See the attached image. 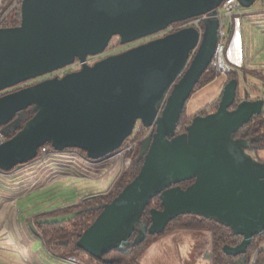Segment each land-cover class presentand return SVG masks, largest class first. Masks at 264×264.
Here are the masks:
<instances>
[{
    "label": "water",
    "instance_id": "obj_1",
    "mask_svg": "<svg viewBox=\"0 0 264 264\" xmlns=\"http://www.w3.org/2000/svg\"><path fill=\"white\" fill-rule=\"evenodd\" d=\"M226 0H24L19 26L0 30V92L45 78L81 62L61 78L44 79L0 97V127L27 110L34 114L0 145V170L20 169L49 144L56 153L81 150L98 163L110 159L136 125L156 129L142 142L137 177L80 236L78 248L96 259L161 235L180 216L229 228L242 241L226 255L247 264V251L264 234V163L250 141L235 134L264 111V99L237 103L240 81H229L215 112L196 116L177 134L184 109L215 56L220 8ZM243 9L259 0H237ZM208 16L202 35L187 27L90 65L114 37L121 46ZM193 54H195L193 56ZM20 121L18 124H20ZM17 125V124H16ZM192 182L185 189L181 184ZM162 210L141 217L155 198ZM96 198V197H92ZM88 201L90 199H87ZM79 213L31 225L61 224ZM209 257V256H208ZM210 259V257H209Z\"/></svg>",
    "mask_w": 264,
    "mask_h": 264
},
{
    "label": "rangeland",
    "instance_id": "obj_2",
    "mask_svg": "<svg viewBox=\"0 0 264 264\" xmlns=\"http://www.w3.org/2000/svg\"><path fill=\"white\" fill-rule=\"evenodd\" d=\"M253 9H258L262 12L252 14ZM245 11L249 12L244 16L246 35L243 36L241 34L239 39L238 28L235 25V31L225 57L221 56V68L224 67V60L226 59L234 62L241 68H264V2L259 0L252 8L245 9ZM179 26H181V23H176L171 28L176 29ZM239 28L242 30V25ZM225 29L229 35L230 19L225 20ZM244 37L247 39L246 44ZM111 45L112 47H116V51L113 49L107 50L110 55L116 52H125L133 48V46L141 44L121 46L120 38L114 37ZM89 58L92 59L91 57ZM101 58L103 57L92 59L91 64L100 61ZM75 65L64 69L58 74L63 75L77 70L74 68ZM209 73L213 74V71L210 70ZM259 73H262L261 75L264 77V72ZM224 78V74H221L217 76L214 83L206 85V82L203 81L195 89L184 109L182 116L183 125L191 124L196 116H205L217 110L222 94L217 101H215V97L222 86ZM247 78H249L248 75ZM257 83L262 84L260 81ZM32 84H35V81L22 84L16 88ZM258 86L252 84L251 81H249L248 85H244V82L240 79L237 103L244 100L254 101L257 98L259 99L260 92L264 93V87ZM20 121H23V119L18 116L11 125H16ZM138 125H140V131L136 140L139 144L127 157V159L131 160V164L128 168H123V170H121L120 162H115L114 159H106L98 162V164H93L94 162L92 163L86 159L87 163H83L81 156L86 158V153L75 149L66 150L63 153H56L54 151L44 158L38 156L36 160L24 165L20 169L16 168L9 172L0 170V205L5 201L15 200L17 224L21 227L23 244L28 249L33 259V264H54L55 262L51 261L52 256L47 254V251L43 247L42 241L39 238V236L42 238L39 230L37 231L38 236L28 225L27 219L42 210L55 211L62 205L63 201L68 203L72 201L76 202L86 199L90 194H95L99 197L103 196L101 194L107 195L106 193H108L109 189H111L110 192L116 190L132 171L135 162L138 160L137 157L140 155L141 142L148 136L149 129H145L140 123ZM180 131L178 127V132ZM257 155L264 161V151H260ZM69 175L71 178H64V176ZM73 175L81 176L85 180L74 179ZM16 209L14 210L15 212ZM31 223H35V218L34 221L31 220ZM212 243L213 240L208 230H204V232H166L150 245L140 259V264H211ZM262 244H264V241ZM0 259L5 260L7 263V258L2 257L1 254ZM56 263L58 264V262ZM0 264L4 263L0 260ZM13 264H29V261L25 256L20 255L18 262H14ZM91 264L95 263L92 262Z\"/></svg>",
    "mask_w": 264,
    "mask_h": 264
},
{
    "label": "trees",
    "instance_id": "obj_3",
    "mask_svg": "<svg viewBox=\"0 0 264 264\" xmlns=\"http://www.w3.org/2000/svg\"><path fill=\"white\" fill-rule=\"evenodd\" d=\"M19 25L20 20L17 22V26ZM210 70L213 71V74L209 73ZM237 70L225 71V74L228 76L227 82L233 79H237L240 81L239 74H241L240 71H242V69L238 68ZM221 74L222 71L212 64L209 67L208 71L202 76L196 88L201 85L203 81L206 82V85L212 83L217 78V76ZM49 77L59 78V75H57V73H54L49 75ZM40 81L41 79H38L35 81V83H38ZM33 115L34 114L31 112L30 109L27 110L23 114V121L20 124L15 125V129L6 130L5 134L7 138L10 139L14 135H16L23 128L26 121L31 119ZM189 125H183L181 117L178 125L181 130V133L186 132V129ZM3 129L4 127H0V130L3 131ZM235 139L250 141V151L254 154L255 158L264 163V161H262L257 155V153L264 150V111L260 116L253 118L249 124L245 125L242 129H240L235 134ZM139 156L137 157L138 160L135 162L132 171L126 176L125 181H123L122 184L118 186L116 190H112L109 194L105 196H99L95 199H92L91 201L82 202L72 207H67L52 212H46L35 217V222H39L47 219L79 213L76 218L69 222L61 224L41 223L37 225V229L42 235V240L48 253L56 258L67 260L77 264H91L92 262L95 264H140V259L143 257L147 249L158 237L163 235V233L182 231L204 232V230H208L213 240L211 249V264H235L236 260L240 257L226 255L224 252V247L236 246L242 241V238L234 236L233 232L227 227H224L212 220L204 219L193 215L178 217L167 226L166 230L161 235L151 236L147 234L146 238L139 244L135 243L139 235V233L136 232L130 238L131 245L129 247H126L124 250L113 249L110 253L106 254L103 259H96L91 255L87 254L82 249L78 248L77 243L79 241L80 236L94 223V221L100 215L102 211L101 207L111 203L113 199H115L119 195V193L128 184H130L139 174L141 166L143 164V160H140ZM190 184H192V182L183 183L181 184V187L185 189ZM152 209L162 210L161 201L158 197L150 202V204L142 214L140 220L142 224L146 226L150 225V211ZM263 241L264 234L262 236H257L254 238L253 243L248 248L246 254L247 264H251L252 257L257 252ZM255 264H264V250L257 253V260Z\"/></svg>",
    "mask_w": 264,
    "mask_h": 264
},
{
    "label": "built area",
    "instance_id": "obj_4",
    "mask_svg": "<svg viewBox=\"0 0 264 264\" xmlns=\"http://www.w3.org/2000/svg\"><path fill=\"white\" fill-rule=\"evenodd\" d=\"M23 2H24V0H0V30L4 29V28L16 27L17 22L19 20L21 22V12H22ZM242 9L243 8L240 6V4L238 3L237 0H226L222 4L220 11H219L218 18L220 19V27H219V31H218V43H217V48H216V52H215V56L213 58L212 64L215 65L218 69H220L223 74H225L226 70H231V67L227 66L228 64H227L226 60H224L225 64H224L223 68H221L222 66L220 65L221 64V56L225 57V53L227 51V48L229 46V41H230V36L227 34L226 29H225V20H227V19L232 20L235 16L242 15ZM206 18H208V16H203V17L188 20L186 22H182L181 26H179L176 29L173 27L171 28V26H170L166 31H163V32L159 33L158 35L150 37V39H148V41L163 37L167 34H170L172 32H175V31L181 30L183 28H187V27H195L197 30H199L200 34L202 35V33L204 31V21ZM110 44H111V42H110ZM110 44H109V47L107 48V50L110 51L111 49H113L114 51H116V49H115L116 47H112V45L110 46ZM115 54H118V53L116 52V53H113L111 55H115ZM111 55L107 51L99 57L106 58V57L111 56ZM194 55L195 54H193V56ZM103 58H101V59H103ZM91 61H92V59H90V58L87 59V63L90 65H92ZM76 62L77 63H75L76 65L74 66V68L77 69L75 71H78L82 68L83 64L79 61H76ZM70 67H72V66H70ZM48 78H51V77L47 76L45 78H41V81L44 79H48ZM26 86H30V85H26ZM26 86H24V87H26ZM24 87H22V88H24ZM18 89H21V88H14V89L2 91V92H0V97L6 95L8 93H11L15 90H18ZM138 124L136 125V128H135L132 136L129 137L124 142L122 147L118 151H116L112 155V157L110 158V159H114L115 162H120L121 170H123V168L129 167V165L131 164V160L127 159V157L139 144L138 141L136 140L138 133L140 131V129H139L140 125H138ZM7 140H8V138H7L6 134L2 130H0V145L5 143ZM51 152H54L53 148L50 145H46L39 150L38 156H42L44 158L45 156H47ZM250 153L254 156V154L252 152H250ZM110 190L106 194H109ZM32 220L34 221V219H32ZM29 223L32 224L31 221H29ZM262 250H264V244H262L259 247V249L257 250V252L255 253L251 264H255L257 253L262 251Z\"/></svg>",
    "mask_w": 264,
    "mask_h": 264
},
{
    "label": "crops",
    "instance_id": "obj_5",
    "mask_svg": "<svg viewBox=\"0 0 264 264\" xmlns=\"http://www.w3.org/2000/svg\"><path fill=\"white\" fill-rule=\"evenodd\" d=\"M262 2H264V0H262ZM258 12H262V11H259L258 9H255V10L253 9L252 14L253 13L254 14H258ZM247 13H249V12H246L245 9H242V15L237 16L236 18L234 17L232 20H230V31H229L230 41H229V44L231 43V39H232V36L234 34V31H235V25H237L236 27L238 28V37H239V39H240L241 34H243V36L246 35V23H245L244 16ZM238 17L242 18V19H239ZM240 25H242V30H240V28H239ZM246 41H247V39L244 37L245 44H246ZM245 49H246V47H245ZM227 64H228L227 65L228 67H231L232 71L237 70L238 68L242 69V71H240L241 74H239V75H240V79H242V81L244 82V85H248L249 81H251V83L256 85V86L260 85L261 87H264V77L261 75L262 73H259V72H264V68H261V69H260V67H258L259 69L258 68H253V67L247 68V69L246 68H241L240 66H238L237 64H235L234 62L229 61V60H227ZM247 75L249 76L250 80H249V78H247ZM224 76H225V78H224V80L222 82V86L220 87V89L218 90V93L216 94L215 101H217L219 99V97L221 96V94H222V92L224 90V87H225V85H226V83L228 81V79H227L228 76L226 74H224ZM258 80L260 82H262V84H258L257 83V82H259ZM214 82H215V80L212 83H214ZM261 98L264 99V93H262V92H260V94H259V99H261ZM256 100H258V98ZM262 151H264V150H262ZM81 160H82L83 163H87L86 158H84L83 156H81ZM93 164H95V163H93ZM64 178H68L69 179V178H71V176L70 175L69 176H64ZM73 178L74 179L85 180V179H83V177L78 176V175H73ZM101 195H105V194H101ZM92 197H96L97 198L98 195H95V194L91 195L90 194V195L87 196L86 199L78 200L76 202L72 201V202L68 203V202L63 201L62 205L60 207H58L57 210L64 209V208H67V207H72V206L80 204L82 202H87L88 201L87 199H90L89 201H91L92 199H95V198H92ZM57 203H60V202H57ZM15 209H16L15 200H8V201H5L4 203H2L0 205V249H1L0 250L1 251L0 254H1L2 257L7 258L6 259L7 263L3 259H0V260L4 264H8V262H9V264H13L14 262H18V259H20V255H22V256H25L28 259L29 264H33V259L31 258L28 249L23 244V234H22L21 227H19V225L17 224V209H16V212L14 211ZM46 212H52V211L42 210L40 212H37V213L33 214L30 218L27 219L28 225L31 227L32 224H30L29 221L34 219L37 215H40V214H43V213H46ZM34 232L39 236V234L36 231H34ZM39 238L42 241L43 247L46 250V247L44 245V242H43L42 238L40 236H39ZM20 248H21V250H20ZM47 254H49L48 251H47ZM49 255L52 256L51 254H49ZM56 259H58L60 261H57ZM45 260H47V258H45ZM51 261L55 262V263L58 262V264H77V263H74V262H70V261H67V260L56 258L54 256H52V260Z\"/></svg>",
    "mask_w": 264,
    "mask_h": 264
},
{
    "label": "flooded vegetation",
    "instance_id": "obj_6",
    "mask_svg": "<svg viewBox=\"0 0 264 264\" xmlns=\"http://www.w3.org/2000/svg\"><path fill=\"white\" fill-rule=\"evenodd\" d=\"M148 39H150V38L143 39V40H141V41H138V42H136V43H133V44H138V45H139V44H143V43H144L146 40H148ZM134 47H136V46H133V48H134ZM91 58H92V59H96V58H99V56H98V57H91ZM62 71H63V70H61V71H58V72H57V75H59L58 73H59V72H62ZM71 72H73V71H71ZM69 73H70V72H69ZM64 75H66V74H63V75L61 74V75H59V78H61V77H62V76H64ZM155 131H156V129H155V128H154V129H152V130H149V133H148V135L155 133ZM177 134H182V133H181V131H180V132H178V131H177ZM142 160H143V159H142ZM187 187H188V186H187Z\"/></svg>",
    "mask_w": 264,
    "mask_h": 264
},
{
    "label": "bare ground",
    "instance_id": "obj_7",
    "mask_svg": "<svg viewBox=\"0 0 264 264\" xmlns=\"http://www.w3.org/2000/svg\"><path fill=\"white\" fill-rule=\"evenodd\" d=\"M11 204V203H10ZM14 208V207H13ZM8 209V208H7ZM12 212V211H11ZM2 218V217H1Z\"/></svg>",
    "mask_w": 264,
    "mask_h": 264
}]
</instances>
